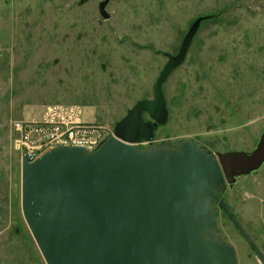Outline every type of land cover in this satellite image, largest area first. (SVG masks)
Wrapping results in <instances>:
<instances>
[{"label":"rangeland","instance_id":"obj_1","mask_svg":"<svg viewBox=\"0 0 264 264\" xmlns=\"http://www.w3.org/2000/svg\"><path fill=\"white\" fill-rule=\"evenodd\" d=\"M103 1L0 0V264H47L22 212L18 122L50 120L65 132L73 108L82 131L105 140L137 101L153 99L164 52H179L198 17L207 18L164 84L169 119L154 144L251 150L264 129V0H109V18ZM215 208L239 264H263Z\"/></svg>","mask_w":264,"mask_h":264},{"label":"water","instance_id":"obj_2","mask_svg":"<svg viewBox=\"0 0 264 264\" xmlns=\"http://www.w3.org/2000/svg\"><path fill=\"white\" fill-rule=\"evenodd\" d=\"M108 1L99 6L105 18ZM205 18L191 23L177 54L164 52L153 99L137 101L98 148L61 144L22 155V212L47 264H239L235 245L217 229L215 204L264 264L219 196L226 183L264 165V129L251 150L212 153L193 139L154 144L169 119L164 84Z\"/></svg>","mask_w":264,"mask_h":264},{"label":"flooded vegetation","instance_id":"obj_3","mask_svg":"<svg viewBox=\"0 0 264 264\" xmlns=\"http://www.w3.org/2000/svg\"><path fill=\"white\" fill-rule=\"evenodd\" d=\"M233 188H238L237 191H235L234 196L235 200L239 202V206L237 205L238 208L235 210L230 207L227 199ZM219 196L229 206L239 224L243 227L245 232L251 237V239L257 244V246L264 254V247L261 243V241L264 240V165L250 175L241 177L233 186H230L228 183H226L219 192ZM216 205L223 209L221 205ZM224 212L226 213L225 210ZM226 215L228 216L227 213ZM233 224L236 230L239 231L240 236L252 249V247L244 237L241 229H239V227L235 223ZM224 237L230 240L227 236L224 235ZM236 249L238 251L237 247Z\"/></svg>","mask_w":264,"mask_h":264},{"label":"built area","instance_id":"obj_4","mask_svg":"<svg viewBox=\"0 0 264 264\" xmlns=\"http://www.w3.org/2000/svg\"><path fill=\"white\" fill-rule=\"evenodd\" d=\"M69 112H73V114L68 113L69 119L64 121L67 128L65 132H59L50 120L32 123L28 121L18 122V129L25 138V140H22V144L26 146L27 153L37 156L46 149L59 144L82 145L88 147L90 150L99 146L102 141L99 139V135L91 133V130L82 131L83 125H81V121L78 119V112L76 114L73 108ZM70 124L72 127L67 126ZM28 129L38 134V137L33 139V141L30 138Z\"/></svg>","mask_w":264,"mask_h":264}]
</instances>
